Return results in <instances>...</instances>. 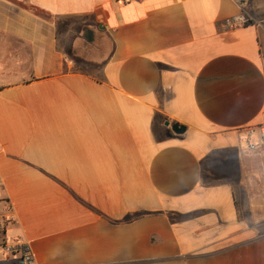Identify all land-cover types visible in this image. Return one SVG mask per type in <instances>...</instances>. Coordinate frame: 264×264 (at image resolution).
<instances>
[{
	"label": "crops",
	"instance_id": "1",
	"mask_svg": "<svg viewBox=\"0 0 264 264\" xmlns=\"http://www.w3.org/2000/svg\"><path fill=\"white\" fill-rule=\"evenodd\" d=\"M263 61L264 0H0L6 235L33 264H264Z\"/></svg>",
	"mask_w": 264,
	"mask_h": 264
},
{
	"label": "built area",
	"instance_id": "2",
	"mask_svg": "<svg viewBox=\"0 0 264 264\" xmlns=\"http://www.w3.org/2000/svg\"><path fill=\"white\" fill-rule=\"evenodd\" d=\"M234 21L238 25L245 23L242 16L236 17ZM240 134L242 135L241 144L244 149L262 148L264 150V113L259 124L243 128ZM253 136H256L255 142L250 140ZM6 210L7 213L0 216V264H33L34 256L30 245L18 236L10 237L6 235L5 229L13 221L10 214L11 208L7 207Z\"/></svg>",
	"mask_w": 264,
	"mask_h": 264
},
{
	"label": "water",
	"instance_id": "3",
	"mask_svg": "<svg viewBox=\"0 0 264 264\" xmlns=\"http://www.w3.org/2000/svg\"><path fill=\"white\" fill-rule=\"evenodd\" d=\"M165 124L168 125V122ZM171 128L176 134H182L185 131V127L179 123L172 124Z\"/></svg>",
	"mask_w": 264,
	"mask_h": 264
},
{
	"label": "rangeland",
	"instance_id": "4",
	"mask_svg": "<svg viewBox=\"0 0 264 264\" xmlns=\"http://www.w3.org/2000/svg\"><path fill=\"white\" fill-rule=\"evenodd\" d=\"M233 170H236V171H237V167H236L235 169H233ZM248 180H249V179H248ZM249 182H250V180L248 181V183H249ZM249 184H250V186H253V183L250 182ZM251 189L253 190L252 187L250 188V190H251ZM251 197H253V200L255 201V203L258 204V201H260L259 196H257V195H256V196L252 195Z\"/></svg>",
	"mask_w": 264,
	"mask_h": 264
},
{
	"label": "trees",
	"instance_id": "5",
	"mask_svg": "<svg viewBox=\"0 0 264 264\" xmlns=\"http://www.w3.org/2000/svg\"><path fill=\"white\" fill-rule=\"evenodd\" d=\"M30 9L36 14H41V11L39 9H37V8L30 7Z\"/></svg>",
	"mask_w": 264,
	"mask_h": 264
}]
</instances>
